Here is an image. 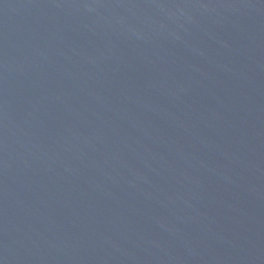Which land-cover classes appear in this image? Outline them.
<instances>
[{"label":"water","instance_id":"obj_1","mask_svg":"<svg viewBox=\"0 0 264 264\" xmlns=\"http://www.w3.org/2000/svg\"><path fill=\"white\" fill-rule=\"evenodd\" d=\"M0 264H264V0H0Z\"/></svg>","mask_w":264,"mask_h":264}]
</instances>
